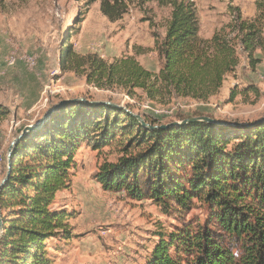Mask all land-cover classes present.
<instances>
[{"label": "trees", "instance_id": "trees-1", "mask_svg": "<svg viewBox=\"0 0 264 264\" xmlns=\"http://www.w3.org/2000/svg\"><path fill=\"white\" fill-rule=\"evenodd\" d=\"M159 1L171 11L165 34L154 42L161 60L157 70L132 56L112 62L96 54L78 56L67 42L61 67L82 69L86 81L99 88L118 86L130 97L141 91L163 106L176 99L207 102L238 65V49L247 52L253 68L254 47L264 53V0H255L257 15L250 19L231 7L230 22L208 38L199 36L193 0ZM101 8L115 17L104 3ZM250 89L257 91L251 84L243 90ZM236 94L233 87L229 100ZM5 114L0 109V117ZM91 140L94 148L122 144L121 156L103 162L94 176L104 190L151 199L163 208L174 203L186 209L194 199L209 208L204 224L171 232L138 264H264V119L244 126L192 121L150 129L129 111L83 102L59 107L14 144L0 188V264H52L51 240L71 237L70 214L54 207L56 194L70 185L76 149Z\"/></svg>", "mask_w": 264, "mask_h": 264}, {"label": "rangeland", "instance_id": "rangeland-1", "mask_svg": "<svg viewBox=\"0 0 264 264\" xmlns=\"http://www.w3.org/2000/svg\"><path fill=\"white\" fill-rule=\"evenodd\" d=\"M193 1L202 38L230 22L235 14L231 7L246 19L257 15L255 0ZM102 3L114 18L102 11ZM170 11L159 0H3L0 109L6 114L0 117V183L11 141L62 99L108 101L161 124L194 113L246 124L264 118V53L258 46L252 54L258 59L254 68L247 52L238 49V65L207 102L176 99L162 106L147 100L141 91L130 97L118 86L99 88L86 81L82 69L61 67L59 57L67 42L78 56L96 54L106 62L132 56L145 68L157 70L161 60L154 42L165 34ZM260 36L264 39V18ZM11 55L15 61L8 64ZM250 84L257 91L244 92ZM233 87L237 94L229 100ZM92 145V140L84 141L76 149L70 185L56 194L54 207L70 214L71 237L51 240L52 264L144 263L171 232L189 223L193 227L205 223L209 208L196 199L186 209L174 203L163 208L151 199L134 200L124 192L104 190L94 176L103 162L121 156L122 144Z\"/></svg>", "mask_w": 264, "mask_h": 264}, {"label": "water", "instance_id": "water-1", "mask_svg": "<svg viewBox=\"0 0 264 264\" xmlns=\"http://www.w3.org/2000/svg\"><path fill=\"white\" fill-rule=\"evenodd\" d=\"M78 102H83V103H89V104H97V105H111L114 107H120L116 104H113L111 102L108 101H91L88 100L86 98H71V99H62L60 100L58 103L54 104L41 118L40 120L35 123V124H30V125H26L23 127V129L21 130L20 134L14 138L11 143L10 146L8 148L6 157H7V168H6V173L4 178L2 179L1 183H0V188L2 187V185L4 184V182L7 180L8 175H9V170H10V165H11V161H10V154L12 152L13 146L14 144L18 141V139L26 132L28 131H32V130H36L38 129L45 120L49 119L51 117V115L53 114V112L55 110H57L59 107L65 105V104H69V103H78ZM121 108H123V106H121ZM129 111V110H128ZM130 112V111H129ZM131 113V112H130ZM133 114V113H132ZM138 120L139 122L145 126L148 127L150 129L152 128H166V127H170V126H178L187 122H192V121H204V122H212V123H216L219 125H229V126H244V125H248L246 123H241V122H228V121H224V120H219V119H215L206 115H201V116H191V117H187L184 118L182 120H174L165 124H160V125H151L147 122L144 121V119L137 114H133ZM264 118H261L257 121H261ZM256 121V122H257ZM2 230V220H1V216H0V231Z\"/></svg>", "mask_w": 264, "mask_h": 264}, {"label": "built area", "instance_id": "built-area-1", "mask_svg": "<svg viewBox=\"0 0 264 264\" xmlns=\"http://www.w3.org/2000/svg\"><path fill=\"white\" fill-rule=\"evenodd\" d=\"M8 64H13L15 61L14 56H9V58L6 60ZM124 110L128 111L129 109H127L126 107H123Z\"/></svg>", "mask_w": 264, "mask_h": 264}]
</instances>
